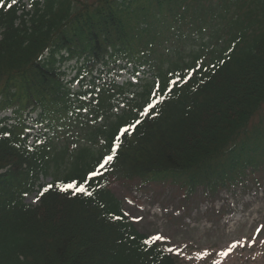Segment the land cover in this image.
<instances>
[{
    "label": "trees",
    "instance_id": "trees-1",
    "mask_svg": "<svg viewBox=\"0 0 264 264\" xmlns=\"http://www.w3.org/2000/svg\"><path fill=\"white\" fill-rule=\"evenodd\" d=\"M0 4V113L12 110L0 118V264H179L143 243L113 180L210 201L264 181V0ZM127 73L136 82L118 84ZM137 120L91 197L53 188L26 202L97 168Z\"/></svg>",
    "mask_w": 264,
    "mask_h": 264
},
{
    "label": "rangeland",
    "instance_id": "rangeland-1",
    "mask_svg": "<svg viewBox=\"0 0 264 264\" xmlns=\"http://www.w3.org/2000/svg\"><path fill=\"white\" fill-rule=\"evenodd\" d=\"M64 69L69 71L71 63ZM142 70L140 75L152 77L147 68ZM125 79L129 76L118 83ZM10 114L7 110L0 117ZM109 187L140 232L166 237L161 244L173 248L179 264H264V181L219 190L214 201L200 193L185 199L183 190L169 184L113 180ZM37 195H27L26 202L35 205ZM232 244L237 246L229 251ZM205 251L211 254L208 258H196ZM221 251L229 255L220 256Z\"/></svg>",
    "mask_w": 264,
    "mask_h": 264
},
{
    "label": "snow or ice",
    "instance_id": "snow-or-ice-1",
    "mask_svg": "<svg viewBox=\"0 0 264 264\" xmlns=\"http://www.w3.org/2000/svg\"><path fill=\"white\" fill-rule=\"evenodd\" d=\"M16 0H12V3H15ZM0 7H3V4H0ZM8 7H11V4L8 5ZM189 76L191 73L188 74ZM172 84L177 83L176 80L171 81ZM157 89L163 90V88L167 87V83L165 85L161 86L159 84L155 85ZM170 90V89H169ZM155 95V93H153ZM160 102V98L151 100L148 102L147 107L144 108V110L140 113L141 115H148L150 112L155 111V108L157 104ZM141 123V121L137 120L135 124H131L126 128H120L118 129V135L114 136L113 143L110 146V154L105 155L101 158L100 161H98V167L94 168L93 170L87 172L84 176L79 177V178H69L68 182L66 183H48L46 187L43 188L42 191H40L36 197L37 200H39L41 197H43L46 193H48L51 189L53 188H58L59 191L68 193L70 192L72 195H84L91 197L93 195L92 191L89 190V182L95 180L97 176H101L103 173L101 170L106 169V167L113 161L115 158L117 151L121 147V136L125 135L128 133L130 128H135L136 125ZM125 216L128 215L127 212L124 213ZM114 219H122V217H114ZM166 240V237L161 234H149L148 238L143 241L145 245H158L159 243L163 242ZM236 244H232L229 248V251L231 248L236 247ZM169 253L173 252V248L169 247L167 249ZM229 251H221L218 254L220 256L227 257L229 255ZM211 254L208 252H202V253H197L198 259H205L208 258ZM213 264H218L217 261L213 260Z\"/></svg>",
    "mask_w": 264,
    "mask_h": 264
}]
</instances>
